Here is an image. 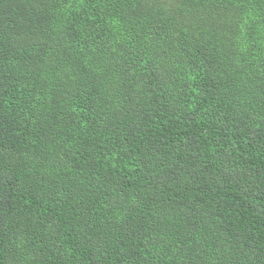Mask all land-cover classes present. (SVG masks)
Instances as JSON below:
<instances>
[{
    "label": "trees",
    "instance_id": "obj_1",
    "mask_svg": "<svg viewBox=\"0 0 264 264\" xmlns=\"http://www.w3.org/2000/svg\"><path fill=\"white\" fill-rule=\"evenodd\" d=\"M0 264H264V0H0Z\"/></svg>",
    "mask_w": 264,
    "mask_h": 264
}]
</instances>
